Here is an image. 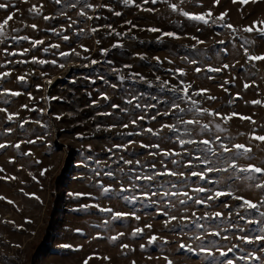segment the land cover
Here are the masks:
<instances>
[{"label": "rangeland", "instance_id": "1", "mask_svg": "<svg viewBox=\"0 0 264 264\" xmlns=\"http://www.w3.org/2000/svg\"><path fill=\"white\" fill-rule=\"evenodd\" d=\"M132 1L147 6L153 15L128 8L125 0H60L59 4L54 0H0L6 5L0 9V22L13 17L4 26L5 36H0V109H5L0 111V144L6 145L0 149V168L4 169L0 176L7 177L0 179V264H84L86 260L87 264H228L229 260L232 264H264V242L255 240L264 235L259 231L264 227L260 215L264 188L255 186L264 183V173L228 167L234 162L238 168H264V142L253 138L264 136V60L247 58L264 56V35L256 31L264 24L257 23L252 32L243 31L253 22L264 21V0L246 4L240 0ZM171 4L177 5L176 11ZM33 6L39 14L30 12ZM182 12H210L211 16L205 17V24ZM222 13L227 15L221 21L217 18ZM224 24L233 25L235 31ZM134 25L159 30L148 41L139 36L137 52L126 47L132 41L128 30L133 32ZM65 35L68 40L63 39ZM14 36L29 39L17 41ZM33 40L43 43L34 48ZM25 49L29 51L19 55ZM62 52L69 55L62 57ZM197 68L204 74H196ZM187 85H191L187 90L190 99L185 100L182 89ZM174 87L180 90L174 92ZM219 87L227 94L208 99ZM200 90L207 91L196 95ZM254 100L261 104L250 103ZM174 104L184 111L173 109ZM194 108L220 115H199ZM233 113L237 115L227 122L222 119ZM240 116L251 117V121ZM181 118L199 119L200 124H184ZM164 124L174 125L177 131L162 128ZM203 124L209 128L202 130ZM149 128L157 135L146 131ZM181 139H207L216 155L199 143L181 145ZM237 144L244 148L236 149ZM221 145L230 151L223 152ZM164 152L178 155L165 157ZM196 157L211 163L205 165ZM208 166L228 170L206 172ZM165 168L184 175L134 179ZM193 171L206 172V179L192 176ZM108 172L114 175L106 176ZM57 176L55 187L64 198L53 210ZM101 185L110 191L103 193ZM121 186L128 191L122 193ZM199 187L206 191H195ZM217 191H231L259 208L246 209L242 201L230 196L209 200ZM184 192L192 199L187 200ZM125 195L135 199L125 201ZM181 199L187 203L180 204ZM197 199L202 203H195ZM108 208L125 215L113 219L111 213L100 211ZM217 212L219 217L214 215ZM137 228L142 232L134 237ZM46 232L53 233L51 250L38 252L36 246ZM113 236L119 238L111 242ZM153 236L156 239L149 244ZM239 236L253 242L244 243Z\"/></svg>", "mask_w": 264, "mask_h": 264}, {"label": "snow or ice", "instance_id": "2", "mask_svg": "<svg viewBox=\"0 0 264 264\" xmlns=\"http://www.w3.org/2000/svg\"><path fill=\"white\" fill-rule=\"evenodd\" d=\"M54 2L57 3V4H59V3H60V0H54ZM130 2H131V0H125V3H130ZM152 2H153V3H156L157 0H152ZM181 2H183V0H181ZM217 2H218V0H217ZM235 2H237V0H233V3H235ZM240 2H241L242 4H246V3L249 2V0H240ZM252 2L254 3V2H256V0H252ZM5 7H6L5 4L0 3V9H4ZM87 7H92V6H91V5H87ZM170 7H171V9H172L173 11H176V10H177V5H175V4H171ZM30 12H34V13H36V14H39V13L37 12L35 6H33V8L30 9ZM80 15H84V13L81 12ZM116 15H120V13H116ZM182 15H184L185 17H188L189 19L196 20V21H201V22L207 24V23H208V20L205 19V17H206V16H211V13L209 12V13H205V14L194 15V14H190V13H188V12H182ZM226 15H227L226 13H222L221 16L218 17L217 19H219V20L222 21ZM12 19H13V17L10 15V16H8L3 22H0V36H5L4 26L7 25V24L9 23V21L12 20ZM44 19H45V20H48L49 17L45 16ZM74 23H75V22H74ZM129 23H130V22H129ZM257 23L264 24V21L253 22V26L245 27V28H243V31H244V32H252L253 29H254V27H255V25H256ZM223 26H224V27H227V28H229V29H233V25H231V24H224ZM31 27H32L33 29H35V28H36V25H31ZM233 30L235 31V29H233ZM13 31H17V30H16V29H13ZM93 31H95V29H93ZM149 31L156 32V31H159V30H158V29H155V28H152V29H149ZM256 31H258L261 35H264V28H256ZM164 35H166V36H174L175 34H174V33H165ZM12 39H13V40H17V41H21V40L26 41V40L29 39V37H27V36H14V37H12ZM63 39H64V40H68L69 37L65 35V36L63 37ZM198 42L202 43V41H198ZM31 43H32L33 47L35 48L37 45L42 44L43 41L33 40V41H31ZM220 43H223V41H221ZM51 47H53V48H58L59 45H51ZM85 50H87V49H85ZM28 51H29L28 49H25L24 52L19 53V55H24V54L27 53ZM45 51H47V49H45ZM245 51H246V55H247V50H245ZM15 54H16V53H10V55H15ZM60 55H61L62 57H64V56L69 55V53L62 52V53H60ZM77 55H78V54H77ZM247 58H248V60H253V61H255V60H264V56H252V55H248ZM157 59H158V58H157ZM33 61H34V62H39V63H41V64L46 63V61H43V60H41V61H36L35 58H33ZM19 62H20V63H23L24 61H19ZM51 63L55 64L56 62H55V61H52ZM92 63H96V61H92ZM60 66L63 67V65H60ZM126 67H130V66H126ZM227 67H228V65H224V68H227ZM208 70H209V71H212V72H219V71H221V69H216V68H210V69H208ZM177 71L180 73V75H184V73H183L182 70H177ZM196 71H197V72H200V69L197 68ZM2 75H3V76H7V75H9V74H8V73H3ZM137 75H138V74H137ZM18 79H19V80H23L24 77H19ZM120 79H123V77H121ZM141 79H143V77H141ZM157 79H159V77H157ZM49 83H51V81H49ZM167 83H168L167 81L163 82V84H167ZM225 83H227V81H225ZM37 87L39 88V86H37ZM113 87H115V85H113ZM190 87H191V85H187V86H185V87L182 89L183 92L185 93V96L183 97L185 100L190 99V98L187 96V90H188V88H190ZM244 87H245V89H247V88L249 87V85H248V84H245ZM179 90H180V89H177V88H175V87L172 89V91H174V92H175V91H179ZM205 91H207V90H200V92L196 93V95H199V94H201V93H203V92H205ZM11 95H12V96H19L20 93H19V92H11ZM104 98L107 99L106 96H105ZM207 98H208V99H215V97H211V96H209V97H207ZM128 103H132V101L129 100ZM191 103H192L193 106H195V105L197 104V101L193 100V101H191ZM250 103H252V104H257V105H258V104H261V101H260V100H254V101H251ZM136 106H137V107H140L139 104H137ZM23 107L26 108L27 105H25V106H23ZM113 107H118V105H113ZM153 107H154V105H153ZM173 109H178L180 112H183V111H184V109H180V108H179V105H175V104L173 105ZM190 110H191V109H190ZM0 111H5V109H0ZM194 111H195L196 113H198L199 115H203V114H205V113H207L208 115H216V116H219V115H220L219 113H212V112H210L208 109L194 108ZM169 114H170V113H164L163 115H169ZM235 115H237V114L233 113V114H230L229 116L222 117V119H223L225 122H227L229 119L232 118V116H235ZM12 118H13L12 115H9V116H8V120H12ZM56 118H57V119H60L59 116H57ZM155 118H156L155 116L152 117V119H155ZM139 119H144V117H140ZM240 119H241V120H250V121H251V117L240 116ZM180 122H181V123H184V124H188V125H199V124H200L199 119L183 120V119L181 118V119H180ZM132 123L135 124L136 121L133 120ZM252 123H255V121H252ZM125 127H127V125H125ZM216 127L219 128L220 125L217 124ZM162 128H168V129H170V130L173 131V132H176V131H177V129H176V127H175L174 125L164 124V125H162ZM208 128H209V125H208V124H203V125H201V129H202V130H206V129H208ZM146 131L152 133L153 135H157V133H156V132H153V130H152L151 128L146 129ZM253 138L256 139V140H258V141H262V142H264V136H254ZM216 139L219 140V137H217ZM30 142H31V141H30ZM179 142H180L181 145H184V144H196V143L202 144V145L205 146V151H206V152L211 153L212 155H216V153L213 152V149L209 146V145H210V141L207 140V139H205V140H201V141H198V142L195 141V140H191V139H190V140H182V139H181ZM221 146H222V148H223V152L227 153V152L230 151V149H229L226 145H221ZM5 147H6V145H4V144H0V149H3V148H5ZM15 147H16V148H19L20 145L17 144V145H15ZM114 147H116V148H120V147H122V146H120V145H115ZM141 147H149V146H147V145H143V144H142ZM151 147H153V148H158L159 146H158V145H151ZM234 147H235L236 149H242V148H244L243 145H239V144L234 145ZM109 151H111V149H109ZM245 151H250V149H245ZM28 154H29V153H26L25 155H28ZM151 154L154 155V153H151ZM170 154H172V155H178V153H169V152H164V153H163V155H164L165 157H167V156L170 155ZM120 159L123 160V157H121ZM196 159L200 160V162L203 163V164H205V165H210V163H211V161H210L208 158L201 159L200 157H196ZM10 162H11V161H10ZM123 162H124L125 164H131V163H132L131 160H124ZM136 163L139 164L140 162L137 161ZM172 163H173V164H176V163H178V162H177L176 160H173ZM186 166H187V165H186ZM153 167H155V165H153ZM228 167L231 168V169H233V170L240 171V172H248V173H264V168H261V167H255V166H253V165H248L247 168H238V166L233 162V163H230ZM227 170H228L227 168H213V167H211V166H208V167L206 168V172H213V171H227ZM3 171H4V169L0 168V172H3ZM121 171H123V169H121ZM206 172H197V171H193V172L191 173V175H192V176H198L201 180H204V179H206ZM43 174H44V172L42 171V172H41V175H43ZM105 175H106V176H109V177H112L114 174H113L112 172H108V173H105ZM164 175H167V176H176V175L183 176L184 174H183V173H176V172H173V171H169V170H167V169L165 168V171H163V172L157 171V172L153 173V175H137L136 177H134V179H136V180L143 179V180H145V181H152V180H154L157 176H164ZM247 178H248V179H252L251 176H249V177H247ZM0 179H7V177H2V176H0ZM12 179H15V177H12ZM34 179H35V178H34ZM129 179H133V178H132V177H129ZM255 186H256L257 188H264V183L256 184ZM101 187L103 188V193H105V194L108 193V192L110 191V189H109L108 187H103L102 185H101ZM161 187H162V185H161ZM120 191L123 193V192H127L128 189H126V188H124L123 186H121ZM195 191H197V192H204V191H206V189L203 188V187H199V188L195 189ZM77 195H80V194H77ZM148 195H149V193H147V192L144 193V196H145V197H147ZM151 195H152V196H155V195H157V193H156V192H152ZM163 195H176V196H179V195H181V193H179V192H177V193H168V192H165V193H163ZM182 195L185 196V197H187V200H191V199H192V197L189 196L187 192L182 193ZM220 196H230V197H232V198L235 199V200L242 201V205H241V206L244 207V208H246V209H257V210H258V208H259V205H258V204L253 203L252 201H250V200H248V199H245L244 197H241V196H239V195H234L231 191H228V192L217 191V192L215 193V196H211V195H210V196L208 197V199H209V200H212V199L219 198ZM37 199H38V198H37ZM122 199H124L125 201H130L131 199H135V197H129V196L125 195V196L122 197ZM187 200L181 199V200H179V203L182 204V205H183V204H186V203H187ZM9 203H11V201H9ZM153 203H156V201H153ZM195 203L200 204V203H202V201H201L200 199H197V200L195 201ZM261 204H264V200L261 201ZM172 206H174V205H171V204L169 205V207H172ZM224 206H225V208H229V207H230L228 204H225ZM100 211L111 213L113 219H116V218H119V217L122 216V215H125V214H123V213L113 212V210L110 209V208H108V209H100ZM165 214H166V213H165ZM214 215H215L216 217H219V216L221 215V213L217 212V213H215ZM238 215H239V213H238ZM260 215H261L262 217H264V212H261ZM136 219H139V217H136ZM171 219L174 220V219H176V217H171ZM240 219L243 220L244 217H243V216H240ZM251 222H252V221H249V223H251ZM262 223H264V221H262ZM148 227H151V226L148 225ZM241 231H243V229H241ZM259 231H260L261 233H264V227L260 228ZM141 232H142V229L137 228V229L134 230V232L132 233V235L135 237L137 234H139V233H141ZM119 235L122 236L123 233H120ZM213 235H219V233H218V232H217V233H213ZM118 238H119L118 236H113V237L110 238V240H111V242H115ZM155 239H156L155 236L151 237L150 240H149V244H151ZM225 239H227V237H225ZM238 239L241 240V241H243L244 243H252V242H253V241L250 240L247 236H239ZM255 240L258 241V242H264V235H258V236H256V237H255ZM180 247H181V248H184L185 245L181 244ZM233 247H236V245H233ZM122 248H128V245H122ZM141 249H142V250L144 249V245H141ZM188 250H189V251H192V249H191L190 247H189ZM202 250H203V248H202ZM262 250H264V249H262ZM228 251L231 252V251H232V248L230 247V248L228 249ZM209 254H210V253H209ZM220 255H221V256H225V253H224V252H220ZM249 255H252V254L249 253ZM252 258H253V259H259V257H256V256H254V255L252 256ZM103 259H106V260H107V259H110V258H109V257H104ZM84 264H87V260L84 262ZM169 264H171V261H169ZM228 264H232V261L229 260V261H228Z\"/></svg>", "mask_w": 264, "mask_h": 264}, {"label": "trees", "instance_id": "3", "mask_svg": "<svg viewBox=\"0 0 264 264\" xmlns=\"http://www.w3.org/2000/svg\"><path fill=\"white\" fill-rule=\"evenodd\" d=\"M119 1V0H118ZM125 3V2H124ZM126 5H127V7L128 8H132V7H135V9L140 13V12H147L148 14L149 13H151L152 15H153V12H151V11H148L147 10V6H140L139 4H136V2L134 3L132 0H131V2L130 3H126ZM128 25H126L125 26V28L127 27ZM136 26L137 25H134V27L133 28H135V29H132L133 30V32L131 31V30H128L129 31V37L132 39V41H127L126 42V47H128V46H130V47H132V50H134V52H137L138 50V48H136V40L137 39H139V36H142V41L143 40H146V41H148V40H151L152 38H154L159 32L158 31H156V32H153V31H149V29H152V28H156V27H151L150 28V26H147L144 30H141L142 28H144V26H140L139 28H137L136 29ZM128 28H130V27H128ZM157 29V28H156ZM136 32V33H135ZM137 32H140V33H137ZM137 50V51H136ZM170 64L169 63H166V66H167V68L168 69H170L171 67H168ZM165 66V65H164ZM195 72H196V74H204V71H200V72H197L196 70H195ZM185 76V75H184ZM219 91L217 92V93H213V97H215V99L216 98H220V95H219V93H221V96L222 97H224V95L223 94H227V91L225 90L224 91V89L223 88H220L219 87V89H218ZM67 164V163H66ZM67 166H68V164H67ZM66 169L67 168H65L64 169V172L66 171ZM64 175H66V173H64ZM63 175V176H64ZM58 179H59V176H57V178H55L54 179V181H53V183H54V188H53V192H55V196H54V202H53V210L55 209V210H57L58 208L56 207L55 208V206H56V204L58 205V206H60V202H62V198H64V196H62V194L59 192H57V187L58 186H56L55 187V184L57 183V181H58ZM52 210V211H53ZM52 234L53 233H45V237L40 241V243H39V245L38 246H36L37 247V251L38 252H45V251H48V250H51V246H50V241H51V237H52Z\"/></svg>", "mask_w": 264, "mask_h": 264}]
</instances>
